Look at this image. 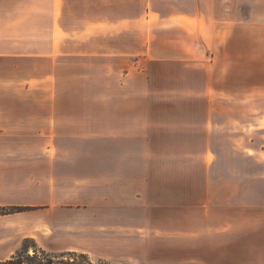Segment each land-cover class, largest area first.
Returning <instances> with one entry per match:
<instances>
[{"label":"crops","instance_id":"1","mask_svg":"<svg viewBox=\"0 0 264 264\" xmlns=\"http://www.w3.org/2000/svg\"><path fill=\"white\" fill-rule=\"evenodd\" d=\"M0 25L6 26L0 43H37L0 44V94L6 95L0 106L65 103L58 97H14L21 89L45 88L40 66L21 77L23 63L46 59L55 64L96 59L104 68L117 60L118 69L104 72L120 75L122 93L114 97L107 87L101 99L82 101L101 106V130L93 129L91 115L85 128L77 129L72 112L55 109L47 118L29 111L11 120L0 108L2 143L13 133L103 143L102 158L85 162L63 158L59 148L53 163L46 161L43 146L0 151V218L37 215L47 207L55 217L104 219L92 232L80 231L72 220L67 237L54 228V251L78 250V243L96 238L109 243V251L119 248L109 219L128 215L154 229L164 220L168 256L181 250L183 258L188 251L198 264H264V0H0ZM15 26L24 30L9 29ZM157 73H164V81H156ZM163 137L164 166L150 159L146 178L136 173L142 149L134 148L130 159L116 145L145 138L151 147L154 138ZM158 146L157 141L151 151ZM99 164L102 169L95 170ZM157 167L165 174L160 204L153 199ZM14 208L23 211L12 213ZM21 224L22 217L14 225L0 222V260L21 250L27 238L47 248L38 233L18 236ZM65 241L74 245L64 247Z\"/></svg>","mask_w":264,"mask_h":264},{"label":"rangeland","instance_id":"2","mask_svg":"<svg viewBox=\"0 0 264 264\" xmlns=\"http://www.w3.org/2000/svg\"><path fill=\"white\" fill-rule=\"evenodd\" d=\"M14 31H23V27L15 26L10 27ZM6 30L5 25H0V31ZM20 34H9V37H17ZM5 36V35H0ZM1 45H14L19 47H24L27 44L36 45L37 43H19V42H2ZM44 46L48 49L51 45L50 41L43 43ZM55 64L53 59H46L43 62H25L23 63L24 73L22 79L29 77L28 74L31 69L35 67L41 68V78L45 77V88L43 90H34L31 93L27 90H18L14 92V97H34V98H44L53 100L54 97H58L65 101L64 104L55 107L54 105L48 104L43 107H29L21 106L20 104H13L8 106H0V108H5L11 115V120H14L18 115L26 113L29 111L44 113L49 118L50 115L54 114L55 109L58 110L59 114H69L72 112L75 114V119L73 120L74 126L77 129H84L86 125V120H89V117L86 115L93 116V129L101 130V106L89 103L85 105L82 101L85 99L88 100H97L101 99L103 91L107 92V87H109L110 95L113 94L114 97L122 96V93L117 90V82L120 78V75L117 73L104 72L105 69H118V61L115 60L111 63H105L106 68L103 67L101 60H65L58 59ZM39 64V65H38ZM156 81H164V73L155 74ZM57 82V88L55 83ZM143 82V80H142ZM73 83V84H72ZM76 83V84H74ZM143 86V84H140ZM143 91V90H142ZM57 92V94H56ZM145 92V91H144ZM143 93V92H141ZM144 96L148 97L149 94L145 92ZM155 96V95H154ZM1 97H6V95L0 94ZM161 97V96H160ZM164 98V97H163ZM68 99V100H67ZM50 102V101H48ZM82 102V103H81ZM143 107V106H142ZM158 117L163 116V112L158 110ZM65 122H62L64 124ZM67 123V122H66ZM53 127V120L50 122ZM111 125H115L111 123ZM35 128L37 129L36 123H34ZM67 129V124L64 125ZM12 130H23V128H18L10 126ZM91 128V126L89 127ZM24 131V130H23ZM53 131H51L52 133ZM49 130L47 128V134ZM76 133V132H73ZM48 136L45 139H38L36 137H28L27 135L21 133H13L8 139L4 140L7 142L0 141V151L8 150L9 152H15L18 150V147L24 149H29L30 152L32 148L37 149L38 147L43 146L46 151V161L54 162L56 154L55 148L61 149V156L67 157L68 159H73L76 162H85L86 159L92 157L102 158V140L101 138H88V137H54ZM125 140L120 141L116 145H122L124 151H126V158L133 159L135 154H130L134 148H141V161L142 169L139 172H136L138 176L146 178L145 163L149 162L150 159L156 158L158 162H161L164 166L165 163V146L164 137L162 139L154 138L153 145L149 146V139H138L136 141ZM158 141L159 146L156 147L154 153L151 149H154ZM88 150H92L94 154L83 153ZM158 151V152H157ZM29 152V153H30ZM5 156V154H3ZM29 156L30 154L27 153ZM32 156H37V153ZM64 163L63 159L59 160V163ZM62 167V166H60ZM64 167V166H63ZM87 168H91L87 166ZM95 170L102 169V165H97L94 167ZM157 169V170H156ZM67 170V169H66ZM65 170V171H66ZM154 170V169H152ZM64 168L60 172H65ZM155 173V186L153 189V199L160 204L161 198H165V174L164 168L157 167L153 171ZM50 174V171L47 170V175ZM64 176V175H63ZM153 177V175H152ZM41 214H23L20 216H9L5 218H0V222H8V224L14 225L16 217H22V224L19 226L18 236L23 234H40L45 237L44 241L47 245V248H44L40 244H37L33 238H27L24 241L21 250L17 253L8 257V259L3 262L14 260L19 263L16 264H198L196 259H188V251L184 252L186 258H183V251H174V256H168L166 251V231H165V221L158 220L156 222L157 229L151 228L150 226L137 223L140 221L139 218H133L132 216H126L124 219H109L112 225L116 226L115 232L113 235L116 237V243L113 245H118L119 248L114 250H107L109 243H106L103 239L96 238L85 239L81 243H78V250L73 251H54L51 250V237L52 233L56 229H60L64 236H69L70 233V222L73 220V223L78 226V229L82 232L90 231L97 225H101L104 221L103 218H93L88 215H80L71 219L68 214L62 213L61 216L55 217L51 211H48L47 207L43 208ZM164 212H161V214ZM34 224L32 226V224ZM137 223V224H136ZM31 224V225H30ZM89 236H94L89 234ZM97 237V234H95ZM100 237V236H98ZM68 239V238H67ZM122 241L123 243H121ZM71 243V244H70ZM76 243V242H75ZM74 245L70 241L63 242L62 246ZM61 247V248H64ZM43 248V249H42ZM52 248V247H51Z\"/></svg>","mask_w":264,"mask_h":264},{"label":"trees","instance_id":"3","mask_svg":"<svg viewBox=\"0 0 264 264\" xmlns=\"http://www.w3.org/2000/svg\"><path fill=\"white\" fill-rule=\"evenodd\" d=\"M23 210L22 209H20V208H14V209H12L11 210V212L12 213H14V212H22ZM0 214H1V212H0ZM4 260H0V264H14L13 262H14V260H11V261H7V262H3ZM16 263H19L18 261H15V264Z\"/></svg>","mask_w":264,"mask_h":264}]
</instances>
